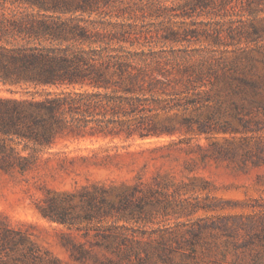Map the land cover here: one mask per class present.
I'll use <instances>...</instances> for the list:
<instances>
[{
    "label": "trees",
    "instance_id": "trees-1",
    "mask_svg": "<svg viewBox=\"0 0 264 264\" xmlns=\"http://www.w3.org/2000/svg\"><path fill=\"white\" fill-rule=\"evenodd\" d=\"M228 4L0 0V82L45 92L0 99V135L47 148L63 138L145 140L193 132L195 126L205 134L212 125H229L227 113L242 112L244 103L258 104L261 77L254 62L218 53L220 31L205 28L211 41L192 40L197 29L188 24L191 13L208 8L213 13ZM262 33L264 27H252L256 38ZM86 208L83 220L95 223L83 229L86 241L76 242L71 234L62 238L77 264H223L229 246L239 249L238 232L245 228L239 217H231L185 230H148L150 215L144 217L141 202L127 194L118 202L90 195ZM47 217L70 227L76 222L65 211ZM207 231L225 237V249L208 247L201 257L199 244ZM0 264L70 263L0 219ZM233 264H243L238 254ZM253 264L264 263L257 257Z\"/></svg>",
    "mask_w": 264,
    "mask_h": 264
},
{
    "label": "rangeland",
    "instance_id": "rangeland-1",
    "mask_svg": "<svg viewBox=\"0 0 264 264\" xmlns=\"http://www.w3.org/2000/svg\"><path fill=\"white\" fill-rule=\"evenodd\" d=\"M210 11L191 13L188 24L197 29L192 40L211 41L204 29L218 30V53L254 62L261 77L257 105L244 103L242 112L225 115L229 125H212L205 134L195 126L193 132L184 129L145 140L63 138L47 148L0 135V219L43 251L77 264L62 238L71 234L76 242L86 241L83 229L95 224L83 220L89 212L88 197L118 202L127 194L141 202L144 217L150 215L148 230H185L186 225L222 224L239 217L245 227L236 239L240 247L229 246L223 264H233L236 254L243 264H253L257 257L264 263V34H251L253 26L264 27V0H230ZM44 94L0 82V99ZM63 211L75 219L73 227L47 217ZM225 241L218 232H205L200 256L205 257L208 247L225 249Z\"/></svg>",
    "mask_w": 264,
    "mask_h": 264
}]
</instances>
